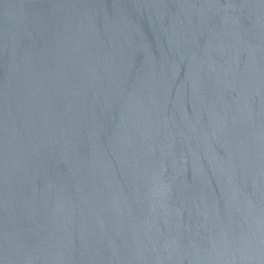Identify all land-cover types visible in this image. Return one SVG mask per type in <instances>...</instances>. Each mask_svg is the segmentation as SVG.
I'll list each match as a JSON object with an SVG mask.
<instances>
[{
  "label": "water",
  "instance_id": "obj_1",
  "mask_svg": "<svg viewBox=\"0 0 264 264\" xmlns=\"http://www.w3.org/2000/svg\"><path fill=\"white\" fill-rule=\"evenodd\" d=\"M0 264H264V0H0Z\"/></svg>",
  "mask_w": 264,
  "mask_h": 264
}]
</instances>
